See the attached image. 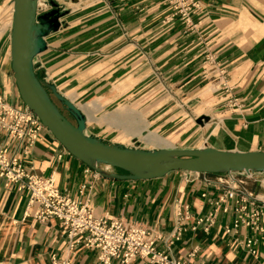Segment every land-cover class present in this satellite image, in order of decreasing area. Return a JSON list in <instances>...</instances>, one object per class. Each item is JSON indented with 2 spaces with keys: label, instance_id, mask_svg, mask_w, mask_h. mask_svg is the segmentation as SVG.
I'll return each instance as SVG.
<instances>
[{
  "label": "crops",
  "instance_id": "crops-1",
  "mask_svg": "<svg viewBox=\"0 0 264 264\" xmlns=\"http://www.w3.org/2000/svg\"><path fill=\"white\" fill-rule=\"evenodd\" d=\"M83 4L46 38L48 50L35 65L47 84L85 115L87 135L144 150L208 146L264 152V0H192L188 15L169 0ZM11 6L13 0H0V96L23 108L10 58ZM77 11L80 18H71ZM142 72L145 77L161 76L158 87L173 95L155 99L158 108L153 111V103H144L143 112L130 116L137 125L135 133H123L115 123L122 114L119 108H124L119 104L124 97L121 84ZM189 104L207 111L197 115L188 111ZM203 116L209 122L200 126L197 120ZM0 146L11 147L31 173L53 176L64 194L86 203L97 217L144 223L160 238L158 250L173 260L264 264V236L257 258L242 244L253 236L251 231L224 234L235 217L233 202L227 213L219 210L209 231L203 226L192 229L197 219L214 211L228 180L184 172L151 181L106 180L72 157L45 128L32 146L5 135H0ZM258 176L229 182L239 184L264 207ZM28 203L26 192L0 179V264H52L54 256L70 264L98 263L97 251L83 245L72 248L59 220L37 221L29 215ZM185 206L192 218L170 245Z\"/></svg>",
  "mask_w": 264,
  "mask_h": 264
},
{
  "label": "water",
  "instance_id": "water-1",
  "mask_svg": "<svg viewBox=\"0 0 264 264\" xmlns=\"http://www.w3.org/2000/svg\"><path fill=\"white\" fill-rule=\"evenodd\" d=\"M51 6V10L41 13V0H13L10 58L23 105L72 157L111 181H151L173 172L264 175V152L220 151L208 146L195 150H144L87 135V119L81 110L36 73L35 60L48 50L46 38L61 29V20L66 16L56 3L51 2ZM207 122L206 116L197 120L200 126Z\"/></svg>",
  "mask_w": 264,
  "mask_h": 264
},
{
  "label": "built area",
  "instance_id": "built-area-1",
  "mask_svg": "<svg viewBox=\"0 0 264 264\" xmlns=\"http://www.w3.org/2000/svg\"><path fill=\"white\" fill-rule=\"evenodd\" d=\"M171 1L177 9L186 13L192 6V0ZM43 129L41 121L31 110L25 106L19 108L9 105L0 96V135L32 146L39 140ZM0 179L4 180L7 186H16L19 192L28 194V212L37 221L59 220L72 248L83 245L97 251V264H114L115 261L128 264L135 260H141L143 264H189L185 260H173L160 252L157 248L160 238L151 228L114 217H97L86 203L64 194L53 176L43 177L31 173L9 146H0ZM229 202L235 204V217L231 225L224 227V234L234 236L239 235L242 230L251 231L253 236L246 238L242 244L250 256L258 258L259 245L264 236V207L248 192H242L239 184L233 181H228V188L216 199L214 211L197 219L192 229L203 226L205 231H209L215 225L219 210L228 212ZM191 218L190 207H183L178 214V228L175 229L170 245L181 238L185 231V222ZM52 264L70 263L60 262L54 256Z\"/></svg>",
  "mask_w": 264,
  "mask_h": 264
},
{
  "label": "rangeland",
  "instance_id": "rangeland-1",
  "mask_svg": "<svg viewBox=\"0 0 264 264\" xmlns=\"http://www.w3.org/2000/svg\"><path fill=\"white\" fill-rule=\"evenodd\" d=\"M171 5L175 7V9H177V6L175 4L172 3L171 0H169ZM51 2L56 3L59 8L62 9L63 12H66V16L70 14V12H72V10H78L80 9V7H83V3L86 2V0H41V8H40V12L43 13L44 11H48L51 10L52 6H51ZM83 2V3H82ZM10 10V8H9ZM178 11L184 13V15H188L189 12H184L178 9ZM65 18V17H64ZM71 18H80V13L77 11L76 13H74V16ZM12 25V24H10ZM161 76L159 75H153L151 77H145L143 72L139 73L135 76V78H129L127 79L126 82L121 84V88H120V92L124 95V97L120 100L119 104H122L124 106L125 109L127 110H132V112L136 111H144L143 108V104L147 103V104H152L153 103V107L150 111H153L154 109L158 108V107H154L155 102L157 98H163V97H170L171 95H173V93H169L166 91H163L161 88H159V84L161 81ZM45 83H47L44 80ZM167 89V87H165ZM164 89V90H166ZM168 93L170 94V96L168 95ZM55 102L57 103V105L59 106V108L61 109L62 113L69 119V120H73L71 118V116L66 112V110L64 109V107L55 100ZM179 109V108H178ZM188 111H193L195 112L197 115L202 113V112H206L207 108H198V107H192L189 104V107H187ZM147 113V111L145 112ZM104 115V114H103ZM148 134V133H146ZM134 148H139V147H134ZM140 149V148H139ZM246 176V175H245ZM209 177L214 178V180L218 181L220 179L225 180V181H230V179H237V177H244V174H235V175H209ZM236 183V182H235ZM257 184L259 185V190L260 193L259 197L260 199L264 200V175H259L258 176V182ZM261 194V195H260ZM121 219V218H118ZM126 221V220H125ZM127 223H134V224H140V225H145L144 223H139L136 221H127Z\"/></svg>",
  "mask_w": 264,
  "mask_h": 264
},
{
  "label": "bare ground",
  "instance_id": "bare-ground-1",
  "mask_svg": "<svg viewBox=\"0 0 264 264\" xmlns=\"http://www.w3.org/2000/svg\"><path fill=\"white\" fill-rule=\"evenodd\" d=\"M12 16H13V6H11L10 11L8 13V20L10 24H12ZM119 111H121L122 114H120V116H118L115 119V123H117L120 127H122L123 133L134 134L135 127H137V125L135 124L134 121H131L130 119V116L133 113L132 110L119 108Z\"/></svg>",
  "mask_w": 264,
  "mask_h": 264
},
{
  "label": "trees",
  "instance_id": "trees-1",
  "mask_svg": "<svg viewBox=\"0 0 264 264\" xmlns=\"http://www.w3.org/2000/svg\"><path fill=\"white\" fill-rule=\"evenodd\" d=\"M36 73H37V76L39 77V79L42 81V82H44V77H43V74L42 73H40L37 69H36ZM45 83V82H44ZM54 99V98H53Z\"/></svg>",
  "mask_w": 264,
  "mask_h": 264
}]
</instances>
